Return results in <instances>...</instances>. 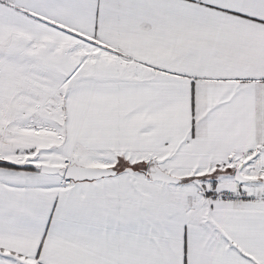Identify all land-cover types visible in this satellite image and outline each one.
<instances>
[{"label": "snow or ice", "instance_id": "snow-or-ice-1", "mask_svg": "<svg viewBox=\"0 0 264 264\" xmlns=\"http://www.w3.org/2000/svg\"><path fill=\"white\" fill-rule=\"evenodd\" d=\"M0 264H264V0H0Z\"/></svg>", "mask_w": 264, "mask_h": 264}]
</instances>
